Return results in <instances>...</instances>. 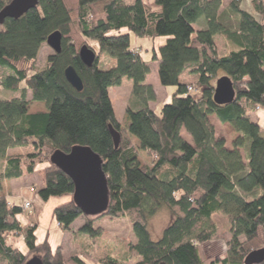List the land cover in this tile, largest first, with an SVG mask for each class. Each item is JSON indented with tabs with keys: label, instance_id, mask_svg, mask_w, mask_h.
Returning <instances> with one entry per match:
<instances>
[{
	"label": "trees",
	"instance_id": "trees-1",
	"mask_svg": "<svg viewBox=\"0 0 264 264\" xmlns=\"http://www.w3.org/2000/svg\"><path fill=\"white\" fill-rule=\"evenodd\" d=\"M9 1L0 0V8ZM221 1L37 0L22 15L0 23V70H7L0 75V86L20 91L12 97L0 95V179L33 172L36 162L47 160L54 149L90 146L101 157L106 175L105 211L83 214L72 200L71 178L50 162L37 193L44 200L71 194L52 208V215L62 230L81 215L77 231L89 238L100 231L93 226L94 216L130 217L135 241L125 243L124 257L106 255L102 264H124L129 257L137 258L135 264H244L249 251L264 247V127L249 116L251 109H264V0H250L253 13L240 7L241 0H231L234 23L219 11ZM200 17L206 23L197 28ZM55 30L61 33L60 50L49 52L45 65L36 68L38 52ZM131 33L164 37L151 60H158L161 86L176 89L158 111L148 104L156 98L154 86L145 79L150 65L131 46ZM216 36L233 47L219 53ZM89 40L97 41L99 51L112 56L115 64L98 67V52ZM83 44L96 53L90 66L78 54ZM67 65L80 76L81 90L66 80ZM219 71L230 77L235 91L234 99L224 104L212 98ZM123 77L131 80L130 99L118 119L108 87ZM21 82L25 86L20 88ZM26 88L45 109L28 110ZM212 114L237 132L231 146L215 135ZM109 123L119 131L117 147ZM28 143L33 149L26 154L8 153ZM138 149L152 157L151 164L140 162ZM44 150L46 159L41 157ZM161 206L168 208L170 221L153 239L148 218ZM217 212L229 216L230 238L223 255L209 258L201 247L216 232L212 216ZM21 213L19 203L0 196V264L27 259L12 243L17 235L29 252L41 253L43 264H66L47 238L36 241L35 221L21 226ZM70 260L86 264L78 256Z\"/></svg>",
	"mask_w": 264,
	"mask_h": 264
},
{
	"label": "rangeland",
	"instance_id": "rangeland-1",
	"mask_svg": "<svg viewBox=\"0 0 264 264\" xmlns=\"http://www.w3.org/2000/svg\"><path fill=\"white\" fill-rule=\"evenodd\" d=\"M245 1L248 3L250 0ZM163 41L164 37L161 36H156L152 41V39L146 36L140 37L133 33L130 35L131 46H140V52L146 59L150 58L152 55V45H154L155 49L158 50L159 44ZM89 43L92 45L94 50L98 52V67L108 68L115 64V59L112 56L105 51H99V44L97 41L89 40ZM216 44L218 46V50L221 51L220 49L223 47L221 40L217 39ZM51 51L52 48L47 43L42 45L34 62L36 68H41L45 65L46 55ZM3 73L6 74L7 70H0V75ZM28 73H31V71H28ZM151 74L157 81L155 71H152ZM151 74L149 76L150 80L153 79ZM220 75H222V73L219 71L217 73V77ZM215 79L213 80L214 84ZM24 86V82L19 84L20 88ZM130 88L131 80L127 77H123L119 86L114 87V89H111V92H109L114 113L118 119H122L125 112V106L130 99ZM175 89L176 87L173 85L158 87L156 89V98L150 103L151 106L158 111L163 103L171 100V95ZM19 93V90H6L0 86L1 96L12 97L18 95ZM25 94L26 99L28 100V110L45 109V105L42 102L31 99V92L28 88H26ZM249 116L253 119H258L264 127L263 108H254L249 110ZM210 121L213 125L215 135L223 137L225 143L230 146L234 137L237 135L235 129L229 123L220 122L213 115L210 117ZM182 134L185 138L189 139L184 132H182ZM133 143L135 145L137 144L134 138ZM32 149V145L28 143L26 146L10 148L8 149V153H19L24 155ZM241 153L244 154V151L242 150ZM41 157L46 159L45 150L41 154ZM138 159L141 163L151 164L152 162V157L141 149H138ZM48 162L49 158L47 160L36 162L34 170L31 173L25 172L21 176L14 179H0V196L3 195L10 201L19 203L22 207V213L27 217L26 221H21L19 219L21 226L25 227L35 221L37 223V227L35 229L36 241L38 242L47 238L51 249L54 250L58 248L60 250L66 264H74L70 260L72 256H78L86 264H102L101 259L106 255L124 257L125 243L128 241H135V236L132 231V222L130 217L127 215L120 217H112L108 215L94 216L93 226L100 230L99 235L95 238H89L77 231L78 226L83 221V217L81 215L73 221L69 229L62 230L59 227L56 219L52 215V208L58 203L71 199V194L51 196L46 200L40 198L37 193V189L43 184V169ZM3 164L4 160H0V171ZM257 190H259V187H257ZM25 200L30 201L32 206L31 212H28V210L22 206ZM212 219L216 225V232L213 237L204 242L201 247L203 251L202 254L209 258L223 255L226 250V241L230 238L229 216L226 213L217 212L214 213ZM169 221L170 212L166 206L159 207L152 215L149 216L148 227L153 239H156L161 235L163 228ZM12 243L26 253L27 258L32 255L41 256V253L29 252L24 244L23 238L19 235L13 238ZM136 260L137 258L135 257H129L124 261V264H135Z\"/></svg>",
	"mask_w": 264,
	"mask_h": 264
},
{
	"label": "water",
	"instance_id": "water-1",
	"mask_svg": "<svg viewBox=\"0 0 264 264\" xmlns=\"http://www.w3.org/2000/svg\"><path fill=\"white\" fill-rule=\"evenodd\" d=\"M37 0H10L0 8V23L6 17H18L28 9L34 7ZM264 27V21H263ZM61 33L58 30L51 32L46 43L53 51L60 50ZM81 60L90 66L95 58L93 49L83 44L78 51ZM66 80L76 89L83 87L82 80L72 65L64 68ZM235 91L232 80L227 74H222L215 79L213 100L218 104L231 102ZM113 144L118 146L120 134L110 123L108 124ZM49 162L67 174L73 183L72 200L85 215H98L105 211L108 204V187L106 175L102 168V159L90 146L83 144L73 145L68 152L54 149ZM264 260V247L249 251L244 259V264H256ZM23 264H43L38 255L28 257Z\"/></svg>",
	"mask_w": 264,
	"mask_h": 264
},
{
	"label": "crops",
	"instance_id": "crops-1",
	"mask_svg": "<svg viewBox=\"0 0 264 264\" xmlns=\"http://www.w3.org/2000/svg\"><path fill=\"white\" fill-rule=\"evenodd\" d=\"M230 2H231V0H222L221 1V5H220V7H219V11L220 12H223L224 14H226L227 16H228V18H229V20L232 22V23H234L235 22V19H236V15H235V13L232 11V9H231V6H230ZM240 7L242 8V9H245V10H247V11H249V12H254L253 11V7H252V4H251V2L249 1L248 3L245 1V0H241V2H240ZM205 23H206V21H205V18L204 17H200L198 20H197V22H195L194 23V25H195V27H203L204 25H205ZM148 38H150V39H152V41H153V39L155 38H152V37H148ZM217 39H219V40H221V44L223 45V47H221V51H219L218 50V46H217V50H218V52L219 53H224V52H227L230 48H232L233 46H232V44L231 43H229L227 40H225L224 38H221V37H215V40L217 41ZM133 48L134 47H136V49L138 48L139 49V51H141V48H140V46H137V45H133L132 46ZM153 48H155L154 47V45H152V47H151V52L153 51ZM141 53V52H140ZM142 55V54H141ZM146 61H148V63H149V65H150V71L146 74V77H145V79H146V81L148 82V83H151L153 86H154V88H155V90L158 88V87H160L161 86V84H160V82H159V80H158V77H157V81L154 79L155 77H153V75L151 74L152 73V71H155V73H156V76H157V64H158V60H151V57L150 58H148V59H146L145 57H143ZM150 74L152 75V80H150L149 79V76H150ZM121 82H122V80H121ZM116 86H119V84L118 85H113V86H109L108 87V92H111V89H114V87H116ZM154 101V100H153ZM152 101H149L148 102V104H149V106L150 107H152L151 106V103ZM152 108H154V107H152ZM29 111H37V110H29ZM124 115V114H123ZM213 116H215L214 114H212ZM212 115H210L209 116V119H210V117L212 116ZM123 117V116H122ZM216 117V116H215ZM216 119H217V117H216ZM225 123V122H224ZM227 123V122H226ZM182 132H184L185 134H186V132L184 131V130H181V134H182ZM183 135V134H182ZM184 136V135H183ZM186 136H188L187 134H186ZM136 140V142H137V139L134 137V136H132V135H130V139H131V141L133 142V138ZM189 138V137H188ZM226 144V143H225ZM226 146H228L229 147V145H227L226 144ZM231 146V145H230ZM18 147V146H17ZM13 148H15V147H13ZM143 151V150H142ZM145 152V151H144ZM146 153V152H145ZM10 179H14V178H10ZM19 219L21 220V221H26L27 220V217L23 214V213H21V214H19ZM39 222V221H38ZM37 224V223H36Z\"/></svg>",
	"mask_w": 264,
	"mask_h": 264
},
{
	"label": "built area",
	"instance_id": "built-area-1",
	"mask_svg": "<svg viewBox=\"0 0 264 264\" xmlns=\"http://www.w3.org/2000/svg\"><path fill=\"white\" fill-rule=\"evenodd\" d=\"M187 89H188L189 91H192V90H193V87L189 85V86H187ZM22 206H23L25 209H27L28 212H31V210H32V206H31V203H30L29 200H25Z\"/></svg>",
	"mask_w": 264,
	"mask_h": 264
}]
</instances>
